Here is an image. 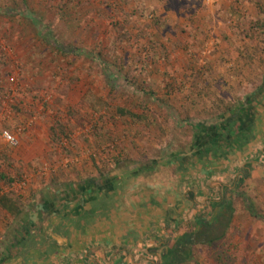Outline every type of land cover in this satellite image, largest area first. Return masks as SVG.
I'll use <instances>...</instances> for the list:
<instances>
[{
  "label": "rangeland",
  "instance_id": "1",
  "mask_svg": "<svg viewBox=\"0 0 264 264\" xmlns=\"http://www.w3.org/2000/svg\"><path fill=\"white\" fill-rule=\"evenodd\" d=\"M11 1L0 0V11L13 7ZM88 1L99 8L92 11L87 29L80 34L86 36L84 45L103 41L108 51L119 42L116 37L129 33L136 36L127 52L118 56L120 73L113 87L103 81L97 66L77 58L61 63L63 69L50 66L41 77L34 74L42 72L37 68L42 61L39 49L32 46V39L18 37L17 22L0 16V198L7 194L19 202L26 192L79 185L102 176L110 178L150 160L160 162L158 159L163 157L167 161L175 153L188 155L191 123H218L215 116L223 113L225 106L237 102L254 106L264 98L257 94L264 83V0ZM149 39L155 42L149 49L138 48L146 46ZM152 57L159 65L151 64ZM155 66L162 78L176 80L175 86L166 87L168 93L162 88V78L157 80L154 75ZM139 75L146 83L162 81L156 96L161 101L167 99L169 109L160 112L150 106L152 100L148 97L140 98L132 84L134 76ZM142 102L148 110L145 118L130 125L129 118L120 116L121 108L138 113ZM5 132L17 139L15 147L6 143L2 136ZM261 150L255 162V157L244 160V153L236 154L228 168L251 162L252 170L241 188L264 214V149ZM158 166L152 178H143L145 183L154 182L158 195H167L168 189L170 194L179 191L182 196L187 191L194 193L196 185L185 190L182 178L199 181L204 175L199 166L185 175L176 171L174 163ZM232 180L228 177L208 181H214L211 185L216 186L231 185ZM194 200L195 207L190 201H179L178 210L177 202L164 201L179 211L182 224L176 234L172 228L165 229L166 235L157 229L160 237L152 246L153 255L159 254L161 244H173L208 199L197 196ZM5 216L6 211L0 209V254L6 239ZM170 216L175 218L172 213ZM245 217L240 211L234 215L231 244L225 250L230 261L235 254L236 262L239 252L253 264L255 257L264 259V230L260 222L247 221ZM241 238V245H236ZM219 250L195 246L193 253L198 264H219ZM153 259L159 262V257Z\"/></svg>",
  "mask_w": 264,
  "mask_h": 264
},
{
  "label": "trees",
  "instance_id": "2",
  "mask_svg": "<svg viewBox=\"0 0 264 264\" xmlns=\"http://www.w3.org/2000/svg\"><path fill=\"white\" fill-rule=\"evenodd\" d=\"M119 2H123V0H119ZM11 3H14V6L1 10L0 16H6L17 22L19 25L16 32L18 37L20 39L22 37L23 39H32L34 41L32 46L39 49L38 53H40L42 61L37 68L42 72L40 74L35 72L34 74L41 77L49 70L50 66H53L54 69L57 67L63 69L61 63L77 58L97 66L102 72L100 74L103 81L109 87L115 86L114 79L120 73L116 66L119 63L117 62L119 61L118 56L127 52V47L136 36L129 33L128 36L122 38L116 37L119 42L109 48L108 51H106L107 47L102 45L103 41L96 42L92 46L84 45L86 36L80 34L88 26V17L93 10L99 8V5H93L88 0H12ZM107 6H111V3H107ZM50 17H53V19H50ZM113 34L114 31L111 35ZM153 43L155 42L149 39L146 46L139 45L138 48L146 51L145 48L149 49ZM157 44L161 46L159 43ZM162 48L164 49L165 45L164 47L162 45ZM141 49L138 50L140 56ZM109 53H113L114 56ZM120 61H122V58ZM150 62L152 65H159V61L154 57L150 58ZM154 75L157 80L159 77L162 78L160 69L157 66H155ZM165 75L167 76V73ZM138 77L134 76L135 79H132V84L135 86L134 90L140 94V98L148 97L149 101L152 100L150 106L160 110V112L165 108L169 109L167 99L161 101L156 96L162 81H159V84L155 82L146 83V80L142 81L143 77L141 75ZM131 78L129 76V79ZM162 80V88L166 90V93H168L166 87L175 86L176 84V80L173 82L165 78H162ZM137 83H140V85L138 86ZM259 92L258 95H264V83L259 88ZM138 107V113L124 108L118 109V111H120L121 117L126 116L130 119V125H134L135 120L139 121L145 118L148 112L147 105H143V102ZM253 113L254 106L249 104L237 102L232 106H225L224 112L215 116V122L218 123H211L208 126L203 122L191 123L192 139L189 145L191 148L189 155L175 153L169 155L167 161H164L163 157L158 159L160 162L150 160L140 164L132 171H128V173L132 176L142 172L150 174L154 171L155 165L159 163H174L179 174H188L197 166L207 168L212 164L230 163V160L236 154L244 151L246 145L254 137L253 133L248 130V125L253 122ZM127 127L130 129L135 128L128 125ZM112 141L116 143L117 140ZM251 167L252 164L247 162L239 170L231 185L222 187L217 198H208L206 205L202 206L189 219V223L186 224L183 232L176 235L173 244L160 247L159 262L154 264H198L193 253L195 246L220 248L217 253L218 263L233 264L235 254L232 255L230 261V257L227 255L228 251L226 252L225 249L231 244L230 237H232L231 231L234 224L232 219L237 211L244 213L247 221L260 222L259 225L264 230V214L258 210L254 199L246 195L241 188L249 177ZM187 192L185 195L189 198L185 197V201H190L195 207L197 205L194 200L197 197L196 194L193 191ZM5 201L6 197L0 198V209L4 211L6 209ZM164 224L167 227L170 225L173 233L176 234L178 227L176 218H166ZM241 241L242 238L236 245H241ZM234 247L236 246L234 245ZM241 250H244V248H241ZM238 253L236 256L237 261L234 264H250L243 254ZM261 260L255 257L253 264H263L264 259Z\"/></svg>",
  "mask_w": 264,
  "mask_h": 264
},
{
  "label": "crops",
  "instance_id": "3",
  "mask_svg": "<svg viewBox=\"0 0 264 264\" xmlns=\"http://www.w3.org/2000/svg\"><path fill=\"white\" fill-rule=\"evenodd\" d=\"M248 127L254 137L241 153L244 160L255 157V162L264 149V98L254 105L253 122ZM247 162L233 169L228 168L230 163L199 166L205 177L197 181L187 176L184 180L183 176L182 183L185 190L196 185V196L215 199L226 183L212 186L214 181L208 180H234ZM158 170L157 165L150 174L102 176L79 185L26 192L24 198H17V203L5 194L6 239L2 242L0 264H154L153 258L159 257L152 251L154 241L160 237L157 229L166 235L165 229L171 226L160 225L171 218V213L180 217L179 211L164 201L177 202L178 210L179 201L186 199L179 191L170 194L169 189L167 195H158L154 182L145 183L143 178H152ZM179 222L178 218V226L182 224Z\"/></svg>",
  "mask_w": 264,
  "mask_h": 264
},
{
  "label": "built area",
  "instance_id": "4",
  "mask_svg": "<svg viewBox=\"0 0 264 264\" xmlns=\"http://www.w3.org/2000/svg\"><path fill=\"white\" fill-rule=\"evenodd\" d=\"M3 138L5 139L6 143L11 146V147H15L18 143L17 139L12 136L11 134L5 132L3 133Z\"/></svg>",
  "mask_w": 264,
  "mask_h": 264
}]
</instances>
